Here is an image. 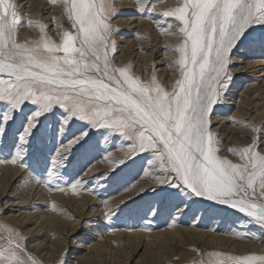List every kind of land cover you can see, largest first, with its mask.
Here are the masks:
<instances>
[{
	"label": "snow or ice",
	"instance_id": "6c2138e0",
	"mask_svg": "<svg viewBox=\"0 0 264 264\" xmlns=\"http://www.w3.org/2000/svg\"><path fill=\"white\" fill-rule=\"evenodd\" d=\"M52 2L62 7L70 25L65 29L54 24L59 42L48 35V25L23 20L13 0H0V142L11 137V159L0 163L29 171L24 161L37 132L50 120L52 139L58 135L60 145L55 154L49 149L45 157L42 182L50 190L64 191L58 184L61 170L92 130H105L130 143L125 159L114 161L117 167L100 179H111L119 165L137 154L151 156L147 164L152 166L155 186L136 190L121 204L163 192L172 221L169 228L190 212L195 219L198 209L193 206L202 203L205 211L223 206L264 228V125L247 128L249 142L227 149L239 163L220 155L222 140L212 126L215 106L233 79L232 53L254 33L264 47V0H178L176 6L159 12L154 5L160 0H137L141 15L147 13L151 19L155 13L165 23L179 25L177 31L166 32L157 22L162 34L181 38L174 48L165 49L177 54L169 61L177 74L171 91L158 82L155 71L143 80L131 65L113 63L112 0ZM25 26L38 31V39L21 42L17 34ZM90 175V170L84 171V176ZM86 183L83 177L75 178L72 192L85 190ZM161 206L149 203L144 226L126 230L151 231L148 217L158 216ZM116 211L109 209L106 216ZM6 231L7 235H0V264H37L19 233ZM208 255V261L199 264H264V254Z\"/></svg>",
	"mask_w": 264,
	"mask_h": 264
},
{
	"label": "rangeland",
	"instance_id": "374dc122",
	"mask_svg": "<svg viewBox=\"0 0 264 264\" xmlns=\"http://www.w3.org/2000/svg\"><path fill=\"white\" fill-rule=\"evenodd\" d=\"M13 2L19 7L16 9L17 12L20 14L23 13L21 15L23 20H28L31 17L32 20L35 19L34 21H39L48 25V35L56 42H59V29L55 28L54 24H61L65 29L70 27L68 20L63 14L62 7L58 3L52 2V0H13ZM42 2H45V4ZM112 3L116 9V15L111 19L112 27L115 30L113 39L116 43V52L112 57L115 66L121 67L131 65L132 72L143 80L149 79L153 71H155L158 82L166 90L171 91V86L177 79V74L175 65H171L169 61H174L177 58V54L170 50L166 51L165 49L174 48L181 42V38L175 35L162 34L154 21L157 20L160 24L164 23V25H162L166 32L177 31L179 25L171 20L165 23V18L155 15V13H153L151 19L148 18L147 13L141 15L137 10V0H112ZM177 3L178 0H160V2L155 3L154 8L156 9L160 4H162L163 8L165 5L163 9L160 8L161 5L160 7L158 6L159 8L157 7L158 9H156V11L159 12L160 10L162 11L176 6ZM38 6L40 7L39 9H37ZM35 10L37 12L40 10L41 12L36 14L34 12ZM155 16L159 19H156ZM38 17L40 18L38 19ZM144 21L149 25V27H144L147 29L149 28V30L142 27L143 25H141V22L144 24ZM125 22H127V24L123 25L122 23ZM169 24H171V27H169ZM157 28L159 31H157ZM154 30H156V32ZM26 31L31 33L29 34ZM144 31L146 32L144 33ZM149 35H152V38ZM17 36L21 42L36 40L38 39V31H33L32 28L25 26L19 29ZM240 52L243 54L239 55L238 53ZM151 54L152 59L149 61L147 58H144ZM140 57L143 59H140ZM143 60L144 63H142ZM255 62L257 65L251 70L253 71L252 73L244 74L239 79L237 77L234 78L235 76L232 72H239L240 69L245 71L248 65L251 64L254 66V64H256ZM148 63V67L150 66L149 68L147 67ZM232 64L230 73L233 75V79L226 94L223 96L220 103L215 106V110L212 114V126L213 131L218 132L222 140V144L220 145L222 151L220 155L232 160L234 163H239L240 161L238 158L232 156L227 149L229 147L238 149L249 142L248 138L251 136V132L248 131L247 128L252 125H255L257 128L264 125V119L260 121L261 117L264 118V95L261 96L260 100H255L251 106H247L249 98L253 95L255 96L256 89H260V92L264 91V47L261 46L257 34L254 33L251 40L245 41L244 44L234 50L232 53ZM143 65L146 67H143ZM140 67L142 68L140 69ZM244 71H241V73ZM244 115L246 119L238 117ZM232 120H239L245 123L238 126L232 123ZM240 133H243L244 137L240 136ZM105 135L108 136L107 140H105ZM10 141L11 137L5 142H0L2 143V146H0V160L11 159L8 147ZM129 143V141L119 134L109 135L105 130H92L87 142L84 143L83 146L77 148L75 154L70 158L67 167L61 170L62 179L58 184L60 187L64 188V191H60L64 192L62 193L64 195L60 196L59 199L60 202L63 203L61 204L62 207L60 208L59 206V208H57L53 200L57 199L58 195H56V193H59V191L50 190L49 187L42 182L46 179L42 173L45 157H49V149L52 150V154H55V148L60 145V137L57 135L54 141L51 135V122L50 120L44 121L30 148V155L24 161L26 164L30 165L29 171L20 168L18 164L0 163L2 167L7 165L10 166L9 169H19L18 177L14 180L15 182L12 181L9 186L12 185V189L16 188L15 191L19 189L16 191L17 193L14 192L12 195H20V191H22V200L21 198L19 200L12 198L0 199V235H7L6 229L9 228L18 232L23 240L26 252L35 258L37 264H76V259L78 257L75 256H77V252L81 253V257L87 252L85 248L90 249L94 245L96 246V244L97 246L99 245L98 250L93 251L92 259L86 264H165L166 262H168L166 264H199L201 260L205 262L208 261V254L213 253V249H215V252L224 255L262 254L264 252V249H262L264 248V228L257 227L251 223L247 217L235 210L223 206H214L205 211V205L203 203L194 205V210L198 209L195 219L192 218L190 212L179 217L174 227L169 228L168 224L172 221L168 215L169 205L164 199L163 192H158L156 195L149 192V195L141 196L127 204H121V201L125 199L129 200L126 197L128 195L133 196L136 190L155 186V181L152 179V166L147 164V160L151 158L148 153L137 154L134 159H128L126 164L119 165V171H117L111 179L106 180L99 178L101 174H107L110 172L111 168L117 167V165L113 163L114 161L125 159ZM87 170L91 171L90 176H84V171ZM0 177V194H2L4 184L7 180L2 177V174H0ZM81 177L88 181L84 186L85 190L73 193L71 190V183L75 178ZM26 185L27 187L29 186V189L26 188ZM125 189L128 190L125 191ZM42 192H44L43 199H45V201L43 205H45V207L40 210L43 212L53 211V217L58 218V223L70 224V226L68 225L66 227L59 226V228L62 229L58 231L59 233H47L50 223H53V218L48 223L47 218L39 223L41 228H43L42 230L39 226L36 227L34 225L24 229L15 226L17 222L14 220L17 216L19 217L20 213L24 214L28 210L24 208V205L27 204L25 201L28 198V193H38L41 197L43 195ZM161 201H164L162 206ZM149 203H152L153 206H161L162 209L160 214L155 218L151 216L148 217V219L151 220V231H127L126 229H133L134 226V228L144 226L145 221L142 217ZM13 204L17 206L11 207ZM68 208H70V210ZM117 208L119 211H116L114 215L106 216L109 209L115 211ZM80 209H83L82 214H84L88 220H84L80 226L77 227L76 234L73 236L75 240L71 238L73 240L69 242L65 238V235L63 236L62 234L72 231L73 227L71 226L78 225L81 214H79L80 211H75ZM95 213H98L97 217H94ZM10 218H13V220H10ZM89 218L91 220H89ZM83 224H85V226H83ZM32 228L33 231L27 234L26 231ZM174 229H185L198 233H207V236L229 239L232 245L229 244L223 248H221L222 246L216 248L213 244H206L208 239H205L199 241V244L196 246H191L185 242L187 237H182V242L179 244V236H177L174 244H171L170 237L165 241L161 239L149 240L146 238H135L129 241L127 236L134 232L143 233L144 235H155L156 233H164L165 231L170 232ZM119 233H123V235ZM31 235L36 237L34 239H28ZM111 237L114 239L112 240ZM117 238H119V240H117ZM81 239H83V241H81ZM50 244H53L54 247L59 250L58 254L54 249V254L49 256L48 251L51 249V247H49ZM245 244L249 246L245 247ZM229 246H232V249H228ZM134 251H136V253L132 256V252ZM128 256L129 258L132 256L129 262L127 261ZM150 258L152 260H150Z\"/></svg>",
	"mask_w": 264,
	"mask_h": 264
},
{
	"label": "bare ground",
	"instance_id": "6f19581e",
	"mask_svg": "<svg viewBox=\"0 0 264 264\" xmlns=\"http://www.w3.org/2000/svg\"><path fill=\"white\" fill-rule=\"evenodd\" d=\"M16 1V0H15ZM17 1H22V0H17ZM26 1V0H25ZM32 1V0H31ZM34 1V0H33ZM43 1V0H42ZM28 2V1H27ZM36 2V1H35ZM41 2V1H40ZM28 3H30V2H28ZM27 3V4H28ZM33 3V2H32ZM37 3V2H36ZM43 3V2H42ZM171 3V2H170ZM31 4V3H30ZM43 4H45V2L43 3ZM172 4V3H171ZM176 4V3H175ZM18 5H20V4H18ZM21 5H22V3H21ZM24 5H25V3H24ZM160 5H161V7H160ZM160 5H158L160 8H162V4H160ZM37 6V5H36ZM35 6V7H36ZM157 6V5H156ZM157 6V7H158ZM165 6V5H164ZM164 6H163V8H164ZM18 7V6H17ZM25 7V6H24ZM156 7V9H158ZM19 8V7H18ZM22 8H23V6H22ZM30 8V7H29ZM40 7L38 6L37 7V9H39ZM162 8V9H163ZM166 8V7H165ZM25 9H26V7H25ZM31 9H33V8H31ZM36 9V10H37ZM56 9V8H55ZM155 9V10H156ZM20 10V9H19ZM18 10V11H19ZM34 11L36 14H38V13H40L41 11L39 10V12H37V11ZM48 10V9H47ZM129 10V9H128ZM160 10V9H159ZM33 11V10H32ZM51 11V10H50ZM161 11V10H160ZM27 12V11H26ZM25 12V13H26ZM33 12V13H34ZM158 12V11H157ZM24 13V14H25ZM23 14V13H22ZM21 14V15H22ZM28 15V14H27ZM33 15V14H32ZM35 15V14H34ZM45 15V14H44ZM30 16V15H29ZM141 16V15H140ZM37 17V16H36ZM158 17V16H157ZM29 18V17H28ZM34 18H35V16H34ZM40 17H38V19H39ZM50 18V17H49ZM64 18V17H63ZM147 18V17H146ZM155 18H156V16H155ZM154 18V19H155ZM30 19H31V17H30ZM42 19V18H41ZM44 19V18H43ZM51 19V18H50ZM156 19H159V18H156ZM155 19V20H156ZM160 19H161V17H160ZM26 20V19H25ZM33 20H35V19H33ZM44 21H45V19H44ZM47 21V20H46ZM50 21V20H49ZM157 21V20H156ZM164 21V20H163ZM162 21V22H163ZM51 22V21H50ZM152 22V21H151ZM157 22H159V21H157ZM157 22H155V24H157ZM56 23H57V21H56ZM142 23V24H141ZM140 24L141 25H143L142 27H144V26H146V27H149V25H147L148 23H146V21H144V24H143V22H141ZM146 23V24H145ZM150 23V22H149ZM170 23V22H169ZM123 25L124 24H127V22H125V23H122ZM130 24H131V22H130ZM154 24V25H155ZM163 25H164V23H162ZM123 25H121V26H123ZM133 26V25H132ZM141 27V28H142ZM146 27H144V28H146ZM151 27V26H150ZM156 27V26H155ZM164 27V26H163ZM120 28V27H119ZM153 28H154V26H153ZM173 28V27H172ZM171 28V29H172ZM125 29V28H124ZM147 29V28H146ZM147 30H149V28L147 29ZM146 30V31H147ZM146 31H144V33L146 32ZM155 32H156V30H154ZM157 31H159V29L157 28ZM25 32V31H24ZM26 32H28V31H26ZM150 32H152V31H150ZM23 33V32H22ZM29 33V32H28ZM31 33V32H30ZM29 33V34H30ZM129 33V32H128ZM140 33V32H139ZM143 33V32H142ZM148 33H149V31H148ZM148 33H147V35H148ZM24 34V33H23ZM153 34V33H152ZM25 35H26V33H25ZM29 36V35H28ZM31 36V35H30ZM150 37L152 36V35H149ZM148 36V37H149ZM26 37V36H25ZM147 37V38H148ZM149 37V38H150ZM31 38V37H30ZM152 38V37H151ZM29 39V38H28ZM29 41V40H28ZM148 42V41H147ZM150 42V41H149ZM152 42V41H151ZM140 44V43H139ZM151 44V43H150ZM141 46V45H140ZM149 46V45H148ZM161 46V45H160ZM153 47V46H152ZM151 47V48H152ZM163 48V47H162ZM141 49V48H140ZM149 49V48H148ZM147 49V50H148ZM143 50V49H142ZM150 50V49H149ZM152 50V49H151ZM159 52V51H158ZM157 52V53H158ZM239 55H241V54H243L242 52H240V53H238ZM140 56V55H139ZM142 57H140V59H141ZM144 58H147V60L149 61L150 59H152V54L151 55H147V56H145ZM143 59V58H142ZM262 59V58H261ZM237 60V59H236ZM235 60V61H236ZM249 60V59H248ZM147 61V62H148ZM240 61V60H239ZM128 62H129V60H128ZM260 62V61H259ZM142 63H144V60H143V62ZM154 63V62H153ZM256 63V62H255ZM130 64H131V62H130ZM146 64V63H145ZM148 65H149V63L147 64V67H148ZM233 65V64H232ZM255 65H257V63L256 64H254V66H252L251 64L250 65H248V67H247V69L244 71V70H242V69H240L239 70V72H232V74L235 76L234 78H241V76H243L244 74H247V73H252L253 71H251L253 68H255L256 66ZM152 66V65H151ZM143 67H146V66H144L143 65ZM150 67V66H149ZM148 67V68H149ZM262 67V66H261ZM142 67H140V69H141ZM147 68V69H148ZM241 71H244L243 73H241ZM255 72V71H254ZM264 73V72H263ZM231 74V73H230ZM232 75V76H233ZM262 76V75H261ZM260 76V77H261ZM238 79H236V80H238ZM234 81V80H233ZM256 81V80H255ZM255 93L257 94H255V96L253 95V96H251L250 98H249V103H248V105L247 106H251V104L256 100H260L261 99V96H263L264 95V91H262V92H260V89H256V91H255ZM248 96H250V95H248ZM262 101V100H261ZM247 110V109H246ZM259 111V110H258ZM239 118H241V119H246L245 118V115L244 116H238ZM259 117H261V116H259ZM233 119H234V117H233ZM262 119H264L263 117H261V120L260 121H262ZM233 121V120H232ZM239 121V120H238ZM225 133V132H224ZM247 135V134H246ZM240 136H243L244 137V134L242 133H240ZM110 137V136H109ZM112 138V137H111ZM58 139V138H57ZM234 139V138H233ZM120 140V139H119ZM122 141V140H121ZM244 142V141H243ZM239 145V144H238ZM118 146V145H117ZM121 148V147H120ZM107 161V160H106ZM108 162V161H107ZM110 163V162H109ZM4 164V163H3ZM10 168V166H4V167H2V166H0V174H2V177L3 178H5L7 181H6V183L4 184V187H3V192H2V194H0V199H3V198H12V199H17V200H19L20 198H21V200H22V191H20L21 193H20V195H12V194H14V192H16V191H18L19 189H17L16 191H15V189L16 188H14V189H12V185H10L9 186V184H11V182L12 181H14V180H16V178L18 177V173H19V169H16V168H12V169H9ZM146 174V173H145ZM1 178V177H0ZM1 180V179H0ZM15 182V181H14ZM21 182V181H20ZM9 186V187H8ZM29 187V186H28ZM27 187V185H26V188L27 189H29ZM7 188H8V191H7ZM18 188H20V187H18ZM25 191V190H24ZM27 191V190H26ZM40 192V191H39ZM17 193V192H16ZM43 193V195L40 197V195L38 194V193H36V194H30V193H28L27 195H28V198L26 199V205H24V208H27L28 210H27V212L26 213H20L19 214V217L17 216V218L14 220L15 222H17V223H15V226L16 227H18V228H20V229H24V228H26V227H28V226H32V225H34V226H36V227H40L41 228V226L39 225V223H41V222H43L44 220H45V218H47V223L48 222H50L51 221V219L53 218V223H50V227H49V225H48V229H47V233L49 232V233H51V232H58V231H60V230H62V229H60L59 228V226H64V227H66V226H70V224H68V223H64V224H61V223H58L57 221H58V218H55V217H53V211H51V212H43V211H41L40 209H43L44 207H45V205H43L44 203V201H45V199H43L44 198V192H42ZM62 193H64V192H60L59 191V193H56V195H58L57 196V199H54L53 201H54V203H56V206H57V208H59V206H60V208L62 207L61 206V204H63V203H61L60 202V196H63L64 194H62ZM149 195V194H148ZM23 196H25V195H23ZM132 195H128L126 198H130ZM27 197V196H26ZM25 197V198H26ZM43 199V200H42ZM122 199V198H121ZM120 199V200H121ZM124 200V199H123ZM126 200V199H125ZM124 200V201H125ZM50 201H52V200H50ZM71 202V201H70ZM94 202V201H93ZM20 203V202H19ZM68 204V203H67ZM205 205V204H204ZM17 205L16 204H13L11 207H16ZM30 208H29V207ZM122 206V205H121ZM200 207V206H199ZM69 210H70V208H68ZM55 210V209H54ZM213 210V209H212ZM80 211V212H79ZM9 212H14V211H9ZM19 212V211H18ZM75 212H79V214H81V216L79 217V223H78V225H76V226H71V227H73V230L72 231H70V232H67L66 234H62L63 236L65 235V238L70 242V240H73L74 238H73V236L76 234V230H77V227L78 226H80V224L84 221V220H88V218L84 215V214H82L83 213V209H80V210H76ZM211 212V211H210ZM65 213V212H64ZM76 214V213H75ZM220 214V213H219ZM98 216V213H95L94 214V217H97ZM211 216V215H210ZM229 216V215H228ZM77 217V216H76ZM78 218V217H77ZM111 219V218H110ZM10 220H13V218H10ZM89 220H91L90 218H89ZM93 220V219H92ZM89 222V221H88ZM93 222V221H92ZM186 222V221H185ZM95 223V222H94ZM83 226H85V224H83ZM135 227V226H134ZM133 227V228H134ZM138 228V227H137ZM43 228H41V230H42ZM256 229V228H255ZM153 230V229H152ZM260 230V229H259ZM33 231V228L31 229V230H28V231H26V233L27 234H30L31 232ZM153 231H155V230H153ZM131 232V231H130ZM150 232V231H149ZM156 232V231H155ZM59 233V232H58ZM61 233V232H60ZM120 235H123V233H119ZM177 234V235H176ZM97 236H99V235H97ZM128 236V240L130 241L131 239H143V238H146V239H149V240H154V239H161L162 241H165V240H167V239H169V237H170V241L172 242L171 244H174V242H175V240L177 239V236H179L180 238H179V240L180 241H178L179 242V244L182 242V237H187L186 239H185V242H186V244H188V245H191V246H196L197 244H199V241H203V240H205V239H208V241H207V243L206 244H208V245H211V244H213V246H216V248L217 247H219V246H222L221 248H223V247H226L227 245H232V243L230 242V240L229 239H225V238H220V237H215V236H207V233H198V232H196V231H188V230H185V229H182V230H178V229H174V230H172V231H170V232H168V231H165L164 233H159V234H155V235H144L143 233H138V232H134V233H131V234H128L127 235ZM36 236H33V235H31V236H29L28 237V239H34ZM71 238H73V239H71ZM98 238V237H97ZM111 239L113 240L114 238L113 237H111ZM63 240V239H62ZM75 240V239H74ZM117 240H119V238H117ZM63 241H65V240H63ZM81 241H83V239H81ZM66 242V241H65ZM205 243V242H204ZM56 244V243H55ZM176 244V243H175ZM215 244V245H214ZM94 245V244H93ZM240 245H242V244H240ZM99 246V245H98ZM98 246H97V244H96V246L94 245L93 247H91L90 249L88 248V249H86L85 248V250L87 251L86 252V254H84V255H82L81 257H80V255H81V253H79V252H77V256H75V257H78L77 259H76V264H86V263H89V261L92 259V257H93V251L94 250H98ZM243 246V245H242ZM245 247H247V246H249V245H247V244H245L244 245ZM39 247V246H38ZM49 247H51V249H50V251H48V253H49V256H51L52 254H54V249H55V251L57 252V254H58V252H59V250L57 249V248H55L54 247V245L53 244H50L49 245ZM232 247V246H231ZM230 246H229V248L228 249H232ZM103 248V247H102ZM187 248V247H186ZM261 248V247H260ZM48 249V248H47ZM192 249V248H191ZM211 249V248H210ZM234 249H235V247H234ZM262 249H264V248H262ZM77 250H79V249H77ZM80 250H82V249H80ZM105 250H106V248H105ZM194 250V249H193ZM192 250V251H193ZM214 250V252H215V249H213ZM253 250V249H252ZM187 251V250H186ZM218 251H219V249H218ZM220 251H222V250H220ZM239 251H241V250H239ZM243 251V250H242ZM254 251V250H253ZM103 252V251H102ZM135 253H136V251H134V252H132V256L133 255H135ZM189 253H191V252H189ZM197 253V252H196ZM234 253H236V252H234ZM264 253V252H263ZM262 253V254H263ZM246 254V253H245ZM47 255V254H46ZM187 255H189V254H187ZM200 255V254H199ZM45 256V255H44ZM131 256V257H132ZM186 256V255H185ZM192 256V255H191ZM80 257V258H79ZM130 257V258H131ZM203 257V256H202ZM129 256H128V259H127V261L129 262ZM180 259V258H179ZM182 259V258H181ZM184 259H185V257H184ZM97 260V259H96ZM131 260V259H130ZM150 260H152L151 258H150ZM187 260V259H186ZM133 261V260H132ZM157 261V260H156ZM180 261V260H179ZM152 262V261H151ZM161 262V261H160ZM154 263V262H153ZM156 263H158V262H156ZM166 263H168V262H166ZM165 263V264H166ZM148 264H150V263H148Z\"/></svg>",
	"mask_w": 264,
	"mask_h": 264
}]
</instances>
